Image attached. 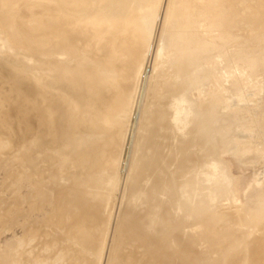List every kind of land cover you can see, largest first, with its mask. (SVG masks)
Returning <instances> with one entry per match:
<instances>
[{
    "label": "rangeland",
    "instance_id": "1",
    "mask_svg": "<svg viewBox=\"0 0 264 264\" xmlns=\"http://www.w3.org/2000/svg\"><path fill=\"white\" fill-rule=\"evenodd\" d=\"M187 1L158 0L159 15L170 4L174 11L183 7L173 17L166 11L171 18L165 14L157 28L151 65L119 125L118 158L95 186L84 187L76 172L72 186L82 190L61 187L66 184L51 182L50 175L39 180L41 172L34 175L17 152L3 149L0 264H264V0H209L218 8L208 0ZM191 3L196 10L188 9ZM194 41L198 47L190 48ZM174 101L183 103L180 128L170 120ZM211 167L215 183L199 185L197 174ZM199 195L201 220L191 216L195 206L187 202ZM198 224L207 243L193 235Z\"/></svg>",
    "mask_w": 264,
    "mask_h": 264
},
{
    "label": "bare ground",
    "instance_id": "2",
    "mask_svg": "<svg viewBox=\"0 0 264 264\" xmlns=\"http://www.w3.org/2000/svg\"><path fill=\"white\" fill-rule=\"evenodd\" d=\"M206 2L210 3L209 0ZM157 3L158 0H0V129L3 133V137L0 135V149H2L0 150V156L3 155L4 148L5 152H17L34 175H37L38 171L42 173V176H38L39 180L42 177L44 178V175H50V181L57 182L56 180H58L59 183L57 184L59 186L60 183L67 185L70 182L71 184L61 187L82 190L81 188L72 186L74 180H72L71 175L74 172H76L74 174L77 175L78 181L84 187L90 188V186H95L101 180V177L107 174L118 158L119 137H117V133L119 125L125 119L128 108L132 106L131 102L136 93L137 85L140 82V76L141 79L144 78L148 65H151L157 28H160L163 18L166 19V11H168L169 15L176 13L177 9L174 11V2V4L166 7L163 3L165 11L159 15L162 0L158 9L155 8ZM190 6H192V3ZM181 7H179L180 10H182ZM193 7H188V9H192ZM211 7L213 9V6ZM179 9L177 10L178 13L180 12ZM185 11L184 8L183 13ZM189 11L187 12L189 13ZM220 11L222 12L223 9L221 8ZM196 12V14L199 13L198 11ZM178 13L177 15H181ZM190 13L193 14L192 10ZM201 13L198 16L202 15ZM253 14L255 15L256 13ZM206 15H203L205 16V21ZM218 15H223V13H219ZM166 16L168 15L166 14ZM171 16L173 17V15ZM168 17L169 19L171 18L170 16ZM200 17L203 18L202 16ZM181 19L178 21L182 23ZM173 20H177V18ZM188 22L191 24L193 21ZM181 23H179L181 25L180 28L183 26ZM171 24L170 26H172ZM167 25L165 26L167 27ZM187 25L188 23L185 27ZM204 25L203 23L202 28H204ZM220 27H216V29L219 30ZM174 31L172 32L174 33ZM181 33L183 35L184 32L181 31ZM189 35L186 37L189 38ZM175 37L177 36L175 35ZM187 38L181 39L182 41L185 39L184 44L186 43V45L188 41L190 42ZM201 39H199L200 42ZM199 40L197 41L199 42ZM195 43L196 41H194ZM182 44L179 43V45ZM179 45L177 44V46ZM195 46L197 45L190 46V48ZM197 47V54H201L198 53ZM201 47L206 49L204 46ZM196 52L194 50L191 51L192 55L188 54L194 55L193 58H195ZM218 57L216 58L217 60ZM195 60L193 59L194 62ZM187 62L189 63V61ZM190 62L192 63L191 60ZM154 68L156 69L157 67L155 66ZM154 68L153 70H155ZM175 71L177 72L178 70ZM150 74V72L147 74L148 77ZM178 102L174 101L171 105L168 103L166 107L170 105L173 108L174 114H172L170 120L180 128L186 121L184 116L177 112L179 105H183L182 101L181 103L179 102L180 104ZM212 120L214 119L212 118ZM177 127L174 125L173 129L180 132L181 129ZM4 131L7 132L6 139H10L7 143L4 140ZM211 170L212 167L208 168L204 173L200 172V174H197L200 176L198 178L199 185L203 186V184L215 183L216 178ZM102 188L104 187L100 189ZM202 188L201 190L204 189ZM204 194L202 197L207 198L206 193ZM200 195L198 198H187V202L195 206H192L190 214L193 218L197 219L201 216L200 211L199 214L196 209V205H198L196 202H199ZM207 195L211 198L209 193ZM82 199L85 200L87 198ZM81 200H78L79 202H76V204L80 206L81 202H83ZM203 201L200 202V205L202 203L201 206L204 204ZM205 202V204L207 202L211 203L210 201ZM203 207L201 208L203 209ZM101 224L103 223L101 222ZM81 225L77 227L79 231L84 226L83 224ZM198 226L201 228L202 224L201 226L198 224ZM74 228L71 229L74 231L76 230ZM100 228L98 229L100 230ZM199 228H197L198 231ZM92 230L91 232L94 231ZM197 230H193L195 231L193 235L195 234V236L202 238V240L200 239L201 244L202 242L207 243L204 229V232L200 230L204 234L203 236L199 235L202 234L201 232L197 234ZM102 231L105 230L103 229ZM81 233L79 235H82ZM101 235L97 236L101 238ZM79 239L82 240V236ZM84 242L86 241L84 240ZM84 242L83 244H86ZM248 243L244 244L243 248L245 250L242 248L245 251V256L247 255V259H249L248 257L251 254L248 253L251 250V245ZM99 244L101 246V243ZM202 248L206 250L204 246ZM211 256L213 255L211 254ZM255 256L251 258L254 259ZM150 260H153L152 257Z\"/></svg>",
    "mask_w": 264,
    "mask_h": 264
}]
</instances>
